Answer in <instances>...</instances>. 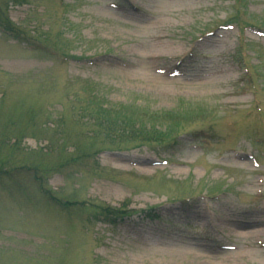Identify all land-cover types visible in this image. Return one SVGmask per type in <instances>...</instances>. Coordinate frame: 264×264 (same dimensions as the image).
Returning a JSON list of instances; mask_svg holds the SVG:
<instances>
[{
    "label": "rangeland",
    "instance_id": "rangeland-1",
    "mask_svg": "<svg viewBox=\"0 0 264 264\" xmlns=\"http://www.w3.org/2000/svg\"><path fill=\"white\" fill-rule=\"evenodd\" d=\"M0 7V264H264V0Z\"/></svg>",
    "mask_w": 264,
    "mask_h": 264
},
{
    "label": "trees",
    "instance_id": "trees-1",
    "mask_svg": "<svg viewBox=\"0 0 264 264\" xmlns=\"http://www.w3.org/2000/svg\"><path fill=\"white\" fill-rule=\"evenodd\" d=\"M8 19H7V15L6 13L2 10V8L0 7V24L1 25H5L7 30L10 31V32H16V29H13L12 27H10L9 23L7 22ZM5 28V29H6ZM107 113H110L111 111H105ZM100 121V120H99ZM104 128L106 129H111L113 128V126H111V123L109 121V125L106 126V125H103ZM26 170H31V168H25ZM10 179H13V177H11ZM16 182V180H15ZM100 214L99 215H102L104 217V219L106 218L107 220H109L110 218H113L112 216H118V215H121L119 213H117L116 209H112V207H100ZM155 212V209H150L148 211H145L144 213L145 214H149L150 216H154V213ZM115 218H113L114 220Z\"/></svg>",
    "mask_w": 264,
    "mask_h": 264
},
{
    "label": "bare ground",
    "instance_id": "bare-ground-1",
    "mask_svg": "<svg viewBox=\"0 0 264 264\" xmlns=\"http://www.w3.org/2000/svg\"><path fill=\"white\" fill-rule=\"evenodd\" d=\"M153 78H155V79H150L149 81L160 83V80H158L155 76ZM161 83H163V82H161ZM237 228L235 230H233L234 231L233 234L240 236V237H245V236L247 237L248 236V235H245V233H246L245 228H239V227H237ZM249 236H251V235H249Z\"/></svg>",
    "mask_w": 264,
    "mask_h": 264
}]
</instances>
